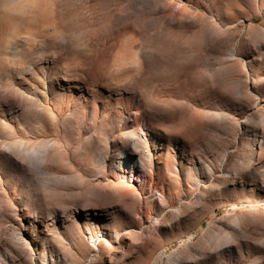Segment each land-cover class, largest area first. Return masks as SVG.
<instances>
[{
	"label": "rangeland",
	"instance_id": "1",
	"mask_svg": "<svg viewBox=\"0 0 264 264\" xmlns=\"http://www.w3.org/2000/svg\"><path fill=\"white\" fill-rule=\"evenodd\" d=\"M0 264H264V0H0Z\"/></svg>",
	"mask_w": 264,
	"mask_h": 264
},
{
	"label": "bare ground",
	"instance_id": "2",
	"mask_svg": "<svg viewBox=\"0 0 264 264\" xmlns=\"http://www.w3.org/2000/svg\"><path fill=\"white\" fill-rule=\"evenodd\" d=\"M198 35H199V34H198ZM193 36H194V35H193ZM196 36H197V35L195 34V36H194V37H195V38H197ZM198 37H199V36H198ZM195 38H193V39H195ZM197 39H198V38H197ZM195 40H196V39H195ZM196 44H197V43H196ZM141 57H142V56H141ZM143 58H144V57H143Z\"/></svg>",
	"mask_w": 264,
	"mask_h": 264
}]
</instances>
